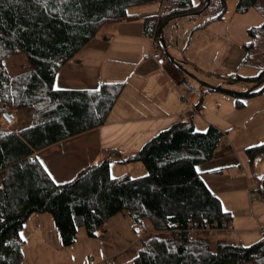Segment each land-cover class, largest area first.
Here are the masks:
<instances>
[{
	"label": "trees",
	"instance_id": "16d2710c",
	"mask_svg": "<svg viewBox=\"0 0 264 264\" xmlns=\"http://www.w3.org/2000/svg\"><path fill=\"white\" fill-rule=\"evenodd\" d=\"M207 1L0 0V110L7 106L15 113L27 111L30 115L27 126L12 132L0 130V264L22 263L20 230L33 214L50 216L63 247L74 243L77 228H83L87 238H94L96 231L117 214L134 224L146 220L151 232L140 238L129 264H264V235L249 246L225 239L212 241L206 234L186 237L190 221H231V214L222 210L196 170L212 158L221 133L211 126L195 131L192 113L151 137L133 154L122 157L108 153L122 164L140 163L145 174L138 178H112L106 157L68 182L55 184L32 156L106 122L122 83L102 84L92 90L53 87L58 70L103 29L136 20L137 15L127 12L128 8L155 3L159 13L141 18L142 33L161 49L158 28L167 20L169 23L200 11ZM225 1L209 0L201 13H208V17L196 28L220 19ZM259 2L236 0L234 12L255 8L262 14L264 5ZM246 33L249 41L242 49L247 59L255 41L264 36V22ZM18 55L23 56L26 68L11 74L5 62ZM257 58L261 66L254 77L217 76L230 91L241 82L252 88L264 78V49ZM192 72L198 76L195 67ZM200 92L210 90L201 88ZM225 94L239 109L246 99L264 94V82L246 95ZM243 152L249 165L254 159L264 160V143ZM261 182L256 189L262 196Z\"/></svg>",
	"mask_w": 264,
	"mask_h": 264
},
{
	"label": "crops",
	"instance_id": "0c3cea01",
	"mask_svg": "<svg viewBox=\"0 0 264 264\" xmlns=\"http://www.w3.org/2000/svg\"><path fill=\"white\" fill-rule=\"evenodd\" d=\"M157 9L149 5L132 9L129 13L137 15L136 20L103 29L58 70L53 81V87L57 90H92L107 83H122V90L102 126L49 145L34 152L32 156L55 184L68 182L84 168L106 157L110 160L109 174L112 178L123 175L138 178L145 174L140 163L122 164L108 153H118L122 157L133 154L151 137L192 113L195 131L202 132L211 126L221 133L220 144L212 158L196 166L203 183L218 198L223 211L231 214L240 207L248 210L254 199L248 196L253 181L245 167L242 152L247 147L264 143V94L246 99L243 107L236 109L231 96L214 91L200 95L201 92L196 89L197 96L189 109L182 101L178 89V82L188 83L187 78L166 59L160 67L151 59L144 58L151 39L142 33L141 18L158 14ZM217 24L221 23L212 21L203 28L187 25L190 37L185 48L192 45L193 50L190 51L178 49L177 44L173 46L176 36L179 38L181 33L184 39L188 30L178 32L170 29L166 35L168 38H165L167 52L177 61L185 62L182 68L212 86L221 85L216 73L227 75L224 74L227 73L224 68L217 71L213 68L214 63H209V60H214L209 46L219 31L225 29ZM199 45L205 47L197 48ZM194 67L198 69L199 77L192 72ZM214 77L215 81L209 82L208 79ZM17 123L16 113L14 131L20 129ZM262 206L255 204L253 208L260 211ZM240 218L242 220L232 216L229 222V232L234 231V239L242 245L247 241L260 240L261 236L256 232L258 224L262 223H255L244 215ZM242 221H246L245 227L241 226ZM235 223H239V226ZM30 224L54 225L50 216L45 214H33L23 225ZM106 224L98 229L100 234L108 235V228L114 231L113 226ZM119 264L125 263L122 261Z\"/></svg>",
	"mask_w": 264,
	"mask_h": 264
},
{
	"label": "rangeland",
	"instance_id": "374dc122",
	"mask_svg": "<svg viewBox=\"0 0 264 264\" xmlns=\"http://www.w3.org/2000/svg\"><path fill=\"white\" fill-rule=\"evenodd\" d=\"M191 2L194 3L195 0H191ZM260 2L264 5V0H260ZM235 3L236 0H226L224 3L222 17L215 20L217 23H221L217 24L218 27L221 25L225 29L219 31L218 36L213 38L215 40L213 41L214 45L211 44L209 46L210 51L213 52L210 55L214 58L213 61L209 60V63H214L213 68L217 69V71H219L220 68H224L227 72L224 74L238 75L240 77H254L259 71L258 68L261 66L257 57L260 51L264 49V36H260L255 41L252 54L247 59V54L242 49V42L246 43L249 41L246 33L249 28H256L263 24L264 12L261 14L255 8H250L246 12L238 14L234 12ZM148 5L155 7V10L158 7L155 3L147 4L145 6ZM134 8L136 7L128 8L127 12H132V9ZM158 10L159 8L157 9V12ZM207 15L208 13L202 15L200 14L198 16L180 17L170 21L164 26L165 28L163 27V37L165 36V43V38H168L166 36L167 31L170 32V29H175V31L178 32L188 30V27H186L187 25L191 24L193 28L204 22L208 17ZM182 35L183 34L180 33L179 38L176 36V41H173V46L174 44H177V48L182 51L184 49L185 51L193 50L192 45L187 47V49L185 48L190 37V30H188L186 35L184 34V39H182ZM205 38L203 37V39ZM181 40H183L182 45L180 44ZM196 44L197 43L194 45ZM202 44H204V41ZM204 47V45H199L197 48L203 49ZM5 65L11 74L26 68V62L21 55L15 56L6 61ZM215 75H218V73ZM216 77L221 80V87L226 89L222 79L219 76ZM215 79L216 78L214 77L208 80L209 82H214ZM187 82L198 91H201V88L192 80L187 78ZM207 84L212 86L209 83ZM246 84L247 83L241 82L236 85L234 91L237 93H244L248 91L250 87ZM17 114V125L20 128L26 126L30 119L29 112L19 111ZM242 156L245 161L244 152H242ZM245 167L251 175V181L256 180L259 182L264 179V160L254 159L251 162V165L245 163ZM252 190L254 191V199L250 205L251 207H248V210L240 207L238 211L231 213V215L233 217H238L239 220H242L240 217L243 215L248 216L252 221H255V223L259 222L264 224V198L260 195L256 188H252ZM255 204H262L263 208L259 211L253 208ZM106 222V225L114 227V231L111 230V228H108L109 234L104 235L100 234L99 230H97L94 238H87L83 228L79 227L76 229L74 243L68 247H63L61 245L54 225H23L20 230V236L23 240V260L21 264H91L95 261L105 259H108L111 264H119L122 261L125 264H129L139 247L140 238L143 239L147 237L151 232L149 223L146 220H143L141 224H134L128 217L122 214L114 215ZM244 222L246 221L240 222L243 227L247 225ZM235 225L239 226V223H235ZM232 232L234 231H230L227 234L216 233L212 237L206 233L203 234H206L212 239V241L215 239H225L231 243L239 244L232 236L234 234ZM256 234L262 237L260 233L256 232ZM255 242L257 241H247L244 245H240L249 246ZM116 252L120 253L115 254Z\"/></svg>",
	"mask_w": 264,
	"mask_h": 264
},
{
	"label": "built area",
	"instance_id": "2783aa9c",
	"mask_svg": "<svg viewBox=\"0 0 264 264\" xmlns=\"http://www.w3.org/2000/svg\"><path fill=\"white\" fill-rule=\"evenodd\" d=\"M151 39V38H150ZM145 59H151L156 65L158 66H163L164 64V55H163V50L159 49L153 40L151 39V44L149 47L148 52L144 55ZM178 89L179 93L181 96L182 101L187 105L189 109L192 108V101L193 99L197 96V90L190 86L188 83L185 81H180L178 82ZM16 122V113L10 109L7 106H3L2 109L0 110V130H4L7 132H12L14 131L13 127ZM257 181H253L250 184L248 196L249 199L254 198V191L252 188H257ZM258 232L261 235H264V225L263 224H258ZM230 230L229 224L226 222H221L218 224L216 221H211V222H193L190 221L186 225V237L187 239H192L195 234H203L206 233L209 236H214L216 233H222L226 234ZM91 264H111L108 259L97 261Z\"/></svg>",
	"mask_w": 264,
	"mask_h": 264
},
{
	"label": "water",
	"instance_id": "95a60500",
	"mask_svg": "<svg viewBox=\"0 0 264 264\" xmlns=\"http://www.w3.org/2000/svg\"><path fill=\"white\" fill-rule=\"evenodd\" d=\"M209 0L206 2L205 6L203 7V9H201L198 12L192 13V14H188V15H184L183 17L186 16H198L200 15L208 6ZM169 20L165 21L157 30L156 36L158 39V43L161 47V49L163 50V55L164 58L166 59V61H168L170 64H172L173 66H175L180 72L181 74L185 77L188 78L190 80H192L196 85H198L200 88L206 89V90H210V91H214V92H222V93H234L237 94V92L234 91H230L228 89H224L221 87V85L218 86H210L207 83H205L204 81L199 80L198 78H196L193 74L188 73L185 69L182 68V63L177 61L173 56H171L167 50H166V45H165V41L162 37V28L168 23ZM262 82H264V78L261 79L254 87L260 85ZM254 87L250 88L248 91L244 92V93H239V94H248V92H250ZM264 185V179L261 182V187H263ZM262 197L264 198V193L262 190Z\"/></svg>",
	"mask_w": 264,
	"mask_h": 264
}]
</instances>
